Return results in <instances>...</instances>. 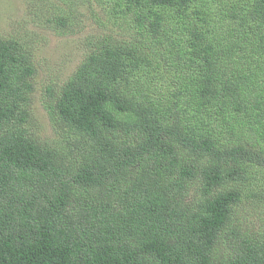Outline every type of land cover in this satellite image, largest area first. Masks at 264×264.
<instances>
[{
	"label": "trees",
	"instance_id": "trees-1",
	"mask_svg": "<svg viewBox=\"0 0 264 264\" xmlns=\"http://www.w3.org/2000/svg\"><path fill=\"white\" fill-rule=\"evenodd\" d=\"M58 2V35L86 4L132 33L41 94L49 139L0 38V264H264V0Z\"/></svg>",
	"mask_w": 264,
	"mask_h": 264
},
{
	"label": "rangeland",
	"instance_id": "rangeland-1",
	"mask_svg": "<svg viewBox=\"0 0 264 264\" xmlns=\"http://www.w3.org/2000/svg\"><path fill=\"white\" fill-rule=\"evenodd\" d=\"M58 1L0 0V38H21L23 44L33 47L36 63L33 111L41 124L40 135L46 139L54 137L55 132L40 103L41 94L47 87L64 84L70 78L92 39L109 35L126 38L132 33L123 23V16H120L119 24L111 20L109 7L100 8L94 4H86L81 6L79 13L74 12L70 16L73 18V28L78 32L66 36L58 35L54 30L47 29L45 23L59 12L56 5L52 4H62ZM61 6L65 8L64 5ZM253 219L256 220V217Z\"/></svg>",
	"mask_w": 264,
	"mask_h": 264
}]
</instances>
